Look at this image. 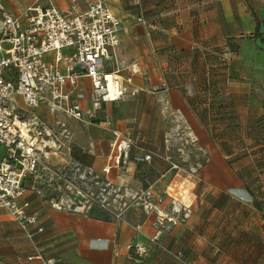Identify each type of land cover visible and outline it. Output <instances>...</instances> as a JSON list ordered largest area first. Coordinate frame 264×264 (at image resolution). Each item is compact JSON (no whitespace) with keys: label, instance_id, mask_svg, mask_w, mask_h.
<instances>
[{"label":"crops","instance_id":"1","mask_svg":"<svg viewBox=\"0 0 264 264\" xmlns=\"http://www.w3.org/2000/svg\"><path fill=\"white\" fill-rule=\"evenodd\" d=\"M90 1L0 0V6L7 13L18 15L28 8L48 4L63 12L72 3L84 10ZM105 2L122 22L117 59L125 68L122 76H132L127 87L135 94L102 103L91 122L54 117L38 108L40 119L63 121L70 132L67 140L52 149L50 162L67 168L72 180L76 167L107 177L105 167L124 182L134 171L140 173V163L149 164L153 159L152 169L162 166L161 161L168 157L163 139L173 130L170 120L177 119L184 134L197 139V150H205L214 160L221 154L227 166L244 169L250 191L259 194V208L264 216V0ZM136 17L155 23L158 29L150 32L135 21ZM228 52L234 55L230 60L224 59ZM77 92L83 95L81 106L92 108L93 91L88 79L79 81ZM17 103L21 105L19 98ZM112 106L125 109L112 114ZM132 127L149 140L150 149L146 152L153 155L147 162L136 160L144 155L141 152L145 148L129 154L120 140ZM120 142L121 152L116 148ZM237 152L243 156H235ZM120 163L126 170L118 173ZM212 182L220 184L218 174L213 175ZM235 183V178L227 180L231 187L237 186ZM138 191L136 187L135 193ZM23 202L29 203V211L39 212L38 223L32 228L33 240L0 210V264H25V256L32 253L33 245L44 257L57 258L60 264H171L160 256H131V246L141 244L149 250L155 244L150 241L155 235L158 241L168 240L161 227L155 226L156 216L141 208L132 207L125 211L122 220L111 218L106 222L80 212L52 208L45 196L29 189L20 200Z\"/></svg>","mask_w":264,"mask_h":264},{"label":"built area","instance_id":"2","mask_svg":"<svg viewBox=\"0 0 264 264\" xmlns=\"http://www.w3.org/2000/svg\"><path fill=\"white\" fill-rule=\"evenodd\" d=\"M135 19L150 32L158 29L155 23L143 17ZM121 28V20L105 0H91L84 10L72 3L69 10L63 12L48 4L28 8L18 15L7 13L0 6V210L11 217L30 241L39 212L29 211L28 202L20 203L28 189L40 197L45 196L57 210L88 215L90 207L86 204L92 201L99 205L97 208L107 209L105 200H100L99 196L94 198L91 192L75 194L70 184L75 178L65 176L62 174L65 168L50 162L52 149L67 140L70 132L63 121H44L36 110L42 107L54 117L91 122L95 121V111L102 103L134 95L127 87L133 78L122 76L125 68L117 59ZM233 56L228 52L224 59L230 60ZM81 79L90 82L92 108H83L79 102L83 98L77 92ZM206 81V84L210 82L208 78ZM120 147L121 142L116 147L121 152ZM152 155L147 153L136 160L147 162ZM103 172L108 173L109 168L104 167ZM52 181L66 183L65 188L73 196L52 195L55 190ZM44 184L48 193L39 186ZM145 196L149 197V193ZM125 207L126 202L109 215L122 220ZM142 207L147 212L149 204ZM159 213L156 211L155 226L163 227ZM150 241L156 244L158 236ZM130 250L136 256L147 252L146 246L141 244L131 246ZM174 257L180 260L181 256L177 253ZM25 264H60V261L44 257L33 245L32 253L25 256Z\"/></svg>","mask_w":264,"mask_h":264},{"label":"rangeland","instance_id":"3","mask_svg":"<svg viewBox=\"0 0 264 264\" xmlns=\"http://www.w3.org/2000/svg\"><path fill=\"white\" fill-rule=\"evenodd\" d=\"M123 109L122 106H112L109 111L115 114ZM174 120H170L173 130L163 139L168 146L165 152L168 157L161 161L160 168L152 169L153 159L149 164L140 163V173L134 171L133 176L127 175L126 181L121 182L114 173L108 172L107 177L99 176L93 171H82L76 167L73 172L76 174L75 180L70 182L74 186V193L91 192L94 198L99 196L100 200H105L104 206L108 210L104 211L110 215L117 212L124 202L126 210L132 207L143 209L142 205L149 204L148 213L156 216V211L160 212L163 220V227H160L165 238H168L167 242L159 240L142 256L134 255L131 250L133 258L153 254L167 258L171 264H264L261 201L257 192L250 191L244 169L227 166L221 154L214 160L205 150H197V139L184 134L180 121ZM122 137L120 140L123 139L129 154L138 151L137 148H145L141 152L143 155L150 149L147 136H142L136 127ZM240 154L243 153L234 155ZM125 170V165L122 169L120 163L118 173ZM163 172L165 176H161ZM68 173L67 168L62 172L65 176ZM83 173L84 176L80 177L79 174ZM217 174L220 179L218 186L212 182L213 175ZM231 178H235L237 186L227 184ZM45 184L39 186L48 193ZM51 184L55 188L52 195L73 196L65 188L66 183L52 181ZM57 186L60 189H56ZM136 187L140 191L135 193ZM146 192L149 197L145 196ZM106 204L109 205L106 207ZM87 206L90 210L99 205L92 201ZM178 252L181 253V260L169 255Z\"/></svg>","mask_w":264,"mask_h":264},{"label":"water","instance_id":"4","mask_svg":"<svg viewBox=\"0 0 264 264\" xmlns=\"http://www.w3.org/2000/svg\"><path fill=\"white\" fill-rule=\"evenodd\" d=\"M88 216L92 219L106 221V222L111 220V216L109 214H107L106 212H104L103 210L97 207H93L92 209H90Z\"/></svg>","mask_w":264,"mask_h":264},{"label":"trees","instance_id":"5","mask_svg":"<svg viewBox=\"0 0 264 264\" xmlns=\"http://www.w3.org/2000/svg\"><path fill=\"white\" fill-rule=\"evenodd\" d=\"M255 33H258V24H257V26H256V30H255ZM261 42L263 43V45H264V36L261 38ZM251 198H252V196H251ZM256 206H257V203L255 204ZM258 208V207H257ZM262 231H263V233H264V223L262 224ZM149 250H151V249H149ZM149 250L147 249V252H149ZM179 254H181L180 252H178ZM153 255V254H152ZM170 256H174V254H172V253H170L169 254ZM181 256V255H180ZM180 260H181V257H180Z\"/></svg>","mask_w":264,"mask_h":264}]
</instances>
